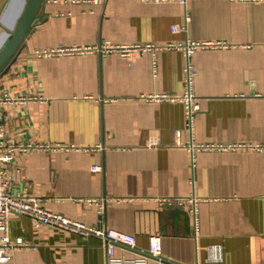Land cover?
<instances>
[{
  "label": "crops",
  "instance_id": "obj_1",
  "mask_svg": "<svg viewBox=\"0 0 264 264\" xmlns=\"http://www.w3.org/2000/svg\"><path fill=\"white\" fill-rule=\"evenodd\" d=\"M25 1L0 0V48ZM189 43L207 45L190 58L200 104L191 130L181 101L144 99L182 97L183 52L121 50ZM23 46L0 91L36 100L5 106L6 133L58 149L8 166L12 193L126 233L137 248H117V259L151 251L159 235L169 264H264V151L192 148L264 145V0H44ZM66 47L90 50L36 55ZM192 197L195 214L159 202ZM9 238L27 247L7 264H107L100 239L28 217L10 218Z\"/></svg>",
  "mask_w": 264,
  "mask_h": 264
},
{
  "label": "built area",
  "instance_id": "obj_2",
  "mask_svg": "<svg viewBox=\"0 0 264 264\" xmlns=\"http://www.w3.org/2000/svg\"><path fill=\"white\" fill-rule=\"evenodd\" d=\"M76 1V0H73ZM185 3L187 0H181ZM174 31L178 29L174 28ZM207 45H199L189 43L185 46L182 45H167L165 47H124L123 53H129L131 50H141L144 52H152L160 49H178L181 50L187 59L185 68V89L182 97L175 98L167 95H156L144 97L147 101H181L185 107V118L190 130L196 115L200 112L199 100L193 92V80L195 77V70L190 62V58L195 50L198 48H205ZM89 48H59L50 51H37V56H55L66 54H78L89 51ZM107 50H110L109 48ZM36 99H28L24 97H14L8 92L0 91V264H7L11 260L14 251L27 247L21 241L12 242L9 238V220L13 216H22L30 218L36 227L49 226L58 228L70 233H74L81 237H96L100 239L107 251V264H169L162 255L163 242L159 235L151 238L153 248L149 252L141 253L139 256L132 260L127 261L124 258H115L117 248L124 251H135L137 246L133 238L129 237L126 233L116 229L104 228L94 229L90 228L80 222L71 220L62 214L52 213L44 208L43 200L30 196V195H16L10 191L11 180L8 177L7 167L14 164L17 159L23 155L40 151V150H56L57 146L53 145H40L32 142H17L8 138L6 133V117L4 108L6 105L21 103L25 104ZM200 150H231L237 148H253L259 151H264V145H199L192 147ZM94 171H99V167H94ZM159 202L163 205L188 207L192 213H196L198 199L196 197L184 199H160ZM87 203H96L94 200H88ZM208 251L209 262H220L222 260V249L219 245L210 246Z\"/></svg>",
  "mask_w": 264,
  "mask_h": 264
},
{
  "label": "water",
  "instance_id": "obj_3",
  "mask_svg": "<svg viewBox=\"0 0 264 264\" xmlns=\"http://www.w3.org/2000/svg\"><path fill=\"white\" fill-rule=\"evenodd\" d=\"M44 0H26L14 26L5 31V41L0 48V78L16 62L24 46L23 41L35 22Z\"/></svg>",
  "mask_w": 264,
  "mask_h": 264
}]
</instances>
